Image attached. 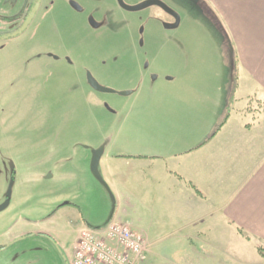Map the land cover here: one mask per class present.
Segmentation results:
<instances>
[{"label": "rangeland", "instance_id": "1", "mask_svg": "<svg viewBox=\"0 0 264 264\" xmlns=\"http://www.w3.org/2000/svg\"><path fill=\"white\" fill-rule=\"evenodd\" d=\"M149 1L174 11L179 27L166 29L175 19L157 5L128 11L118 0H0V264H70L54 241L71 247L75 212L50 214L68 202L103 227L117 208L91 170L94 152L170 140L162 124L189 101L179 93L231 83L233 51L212 4L123 0ZM88 73L113 93L95 91ZM213 214L201 224V242L155 232L143 264H264L261 243L214 225Z\"/></svg>", "mask_w": 264, "mask_h": 264}, {"label": "crops", "instance_id": "2", "mask_svg": "<svg viewBox=\"0 0 264 264\" xmlns=\"http://www.w3.org/2000/svg\"><path fill=\"white\" fill-rule=\"evenodd\" d=\"M208 1L233 51L232 81H226V89L215 81L218 88L179 93L189 101L181 114L170 113V124H162L170 125V140L128 143L118 154L103 151L99 171L117 204L103 227L125 224L147 243L160 231L172 240L201 242V224L214 211V225L221 222L237 233L241 229L264 248V0ZM217 71L220 80L224 69ZM250 104L256 106L250 110ZM228 113L226 124L214 135ZM67 208L76 216L70 218L74 242L71 247L54 243L70 263L79 231L103 227H92L78 212L79 206L68 202L59 204L48 218ZM142 209L158 220L145 221ZM19 217L20 223L31 222ZM32 234L17 237L23 240Z\"/></svg>", "mask_w": 264, "mask_h": 264}, {"label": "built area", "instance_id": "3", "mask_svg": "<svg viewBox=\"0 0 264 264\" xmlns=\"http://www.w3.org/2000/svg\"><path fill=\"white\" fill-rule=\"evenodd\" d=\"M146 242L122 223L102 229L83 228L70 264H143Z\"/></svg>", "mask_w": 264, "mask_h": 264}, {"label": "water", "instance_id": "4", "mask_svg": "<svg viewBox=\"0 0 264 264\" xmlns=\"http://www.w3.org/2000/svg\"><path fill=\"white\" fill-rule=\"evenodd\" d=\"M119 1V4L122 8H124L125 10H128V11H135V10H142L144 8H148L152 5H157L159 7H162L165 11H167L168 13H170L174 19H175V23L174 24H166L165 25V28L166 29H176L179 27L180 25V18L178 17V15L172 11L170 8H168L167 6H165L164 4H162L161 2L159 1H149V2H146L144 3L143 5L139 6V7H130V6H127L123 0H118ZM74 8H76L77 10H81L77 5L73 4ZM87 80H88V83L89 85L95 90V91H98V92H102V93H113L112 90L108 89V88H105V87H102L97 81L96 79L94 78V76L91 74V73H88L87 74ZM122 95H128V93H122ZM102 154H103V149H99V150H96L94 152V155H93V158H92V162H91V170L93 172V174L101 181L102 176H101V173L99 172V164H100V159L102 157ZM104 182V181H103ZM104 186H106L105 183H102Z\"/></svg>", "mask_w": 264, "mask_h": 264}, {"label": "trees", "instance_id": "5", "mask_svg": "<svg viewBox=\"0 0 264 264\" xmlns=\"http://www.w3.org/2000/svg\"><path fill=\"white\" fill-rule=\"evenodd\" d=\"M236 87H237V77H235V78H234V81H233V90H235ZM228 118H229V113L227 114L226 118L224 119V122H223L220 126H218V127L216 128V130H215V132H214V135H215L216 133H218V132L223 128V126L226 124ZM240 233H241L244 237H246V235H245V233H244L243 231L240 230ZM258 251L261 252V253L263 254V252H264V248H260V247H259V248H258ZM263 256H264V254H263Z\"/></svg>", "mask_w": 264, "mask_h": 264}, {"label": "flooded vegetation", "instance_id": "6", "mask_svg": "<svg viewBox=\"0 0 264 264\" xmlns=\"http://www.w3.org/2000/svg\"><path fill=\"white\" fill-rule=\"evenodd\" d=\"M3 247L0 248V250H2Z\"/></svg>", "mask_w": 264, "mask_h": 264}, {"label": "bare ground", "instance_id": "7", "mask_svg": "<svg viewBox=\"0 0 264 264\" xmlns=\"http://www.w3.org/2000/svg\"><path fill=\"white\" fill-rule=\"evenodd\" d=\"M113 223V222H112ZM116 223V222H115Z\"/></svg>", "mask_w": 264, "mask_h": 264}]
</instances>
